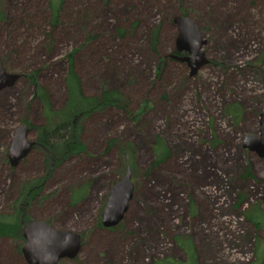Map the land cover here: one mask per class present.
I'll list each match as a JSON object with an SVG mask.
<instances>
[{
	"label": "rangeland",
	"instance_id": "374dc122",
	"mask_svg": "<svg viewBox=\"0 0 264 264\" xmlns=\"http://www.w3.org/2000/svg\"><path fill=\"white\" fill-rule=\"evenodd\" d=\"M63 2L52 30L49 0H0V58L6 72L20 75L0 91V219L15 217L23 185L42 179L38 196L18 208L30 221L81 236L78 256L61 264H264V227L257 230L244 218L253 209L264 217V157L242 147L247 134L259 137L264 0ZM183 13L206 40L209 62L193 77L179 57H170L177 36L173 18ZM74 50L83 92L118 90L127 107L85 119V153L58 167L49 170L36 147L10 167L13 132L27 126V140L35 143V128L44 122L25 76L38 70L51 108L59 110L66 56ZM110 140L116 145L107 149ZM156 140L171 154L153 166ZM128 144L133 199L117 227L99 228L107 195L124 175L120 148ZM78 190L83 193L73 202ZM23 244L0 238V264H27Z\"/></svg>",
	"mask_w": 264,
	"mask_h": 264
},
{
	"label": "trees",
	"instance_id": "16d2710c",
	"mask_svg": "<svg viewBox=\"0 0 264 264\" xmlns=\"http://www.w3.org/2000/svg\"><path fill=\"white\" fill-rule=\"evenodd\" d=\"M63 3V0H49L48 8L50 11V19L48 23L52 30L56 29L59 24V16L61 13L60 10ZM262 3L264 4V2ZM182 15L189 17L185 13ZM4 18V13L0 9V21H2ZM123 34L124 30H119V36L123 37ZM46 35L48 37L50 36V33H47ZM156 38L157 30L152 35V48H155L156 46ZM75 52L76 50L70 52L66 56L68 68L64 77V87L66 93L65 102L59 110H53L51 108L48 95L46 94L43 86L38 81L39 71L35 70L25 76L32 86L33 96L39 100L43 107L44 122L42 125L35 128L37 132V139L34 143V147L45 153V161L49 170L52 169L51 167H58L62 162L71 156L85 153V145L80 140L82 123L85 119L94 113L102 112L110 107H127L126 100L118 90L108 89L105 87L97 95H87L83 92L81 78L75 71L73 58ZM172 56L181 58L182 55L178 54L174 50L170 57ZM261 58L264 59V43L261 51ZM0 64L4 70L5 68L10 69L7 66V61L5 59L0 58ZM158 68L160 69V66H158ZM29 127L33 128L32 125ZM115 145L116 141L110 140L107 142V149L114 147ZM131 147L132 145L128 144L127 147L120 148V152L124 154V168H126L125 158H128V164L132 171L134 169L133 156L127 155L126 153L128 149L133 150ZM170 154L171 152L168 146L163 141L156 140L155 145L152 146L153 166H157L165 162L170 157ZM42 183L43 180L38 179L23 185L19 199L16 201L17 213L15 217L10 219H0V238L7 237L11 239H23L22 225L29 223L30 220L26 217L25 212L23 210L21 211L18 206L21 205L22 207L26 208V206L40 193L43 185ZM82 193L83 192L79 190L74 191L72 195V201L75 202L80 200L79 198L81 197ZM242 203L243 200L239 201L238 204L240 205ZM244 218L257 230L264 227V217H260L257 214L256 209L247 211L244 214ZM96 226L102 228L100 219L98 220ZM257 250H259V247ZM257 253H259V251H257ZM187 255L188 254L186 253V256Z\"/></svg>",
	"mask_w": 264,
	"mask_h": 264
},
{
	"label": "water",
	"instance_id": "95a60500",
	"mask_svg": "<svg viewBox=\"0 0 264 264\" xmlns=\"http://www.w3.org/2000/svg\"><path fill=\"white\" fill-rule=\"evenodd\" d=\"M173 24L177 30L175 51L184 54L178 59L187 65L190 70L189 76L193 77L208 63L202 50L206 41L198 25L190 18L177 15L173 18ZM172 58L177 59L176 56ZM19 78L20 75L6 72L0 64V91L12 87ZM259 125V137L247 134L242 147L263 158L264 98ZM28 132L27 126H20L13 132V139L7 150V159L11 167L17 166L34 147V142L27 140ZM125 160L124 175L111 187L101 212L100 223L104 229L115 228L122 222L134 196L132 171L128 158ZM22 238L24 244L21 247V254L27 264H61L64 259L73 260L78 256L82 244L79 234L53 229L46 222L39 220L22 225Z\"/></svg>",
	"mask_w": 264,
	"mask_h": 264
},
{
	"label": "flooded vegetation",
	"instance_id": "af4514ba",
	"mask_svg": "<svg viewBox=\"0 0 264 264\" xmlns=\"http://www.w3.org/2000/svg\"><path fill=\"white\" fill-rule=\"evenodd\" d=\"M183 16V15H182ZM185 17H187V16H185ZM189 18V17H188ZM191 19V18H190ZM244 20H246V18L244 17ZM206 41V40H205ZM205 46V45H204ZM203 46V47H204ZM203 47H202V50H203ZM178 54H181V53H178ZM182 55V57L184 56V54H181ZM209 62V61H208ZM7 161H8V159H7ZM8 164H9V162H8ZM9 166H10V164H9ZM11 167V166H10ZM16 167V166H15ZM133 182V181H132ZM100 216H101V214H100Z\"/></svg>",
	"mask_w": 264,
	"mask_h": 264
}]
</instances>
